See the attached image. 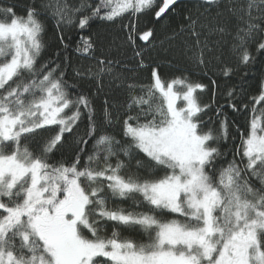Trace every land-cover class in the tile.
<instances>
[{
	"label": "snow or ice",
	"instance_id": "1",
	"mask_svg": "<svg viewBox=\"0 0 264 264\" xmlns=\"http://www.w3.org/2000/svg\"><path fill=\"white\" fill-rule=\"evenodd\" d=\"M178 2L27 0L20 14L0 0V264H264V79L251 98L243 79L250 47L264 54V0H193L157 45L138 19L157 9L160 21ZM126 17L122 41L80 36L71 51L93 63L73 65L64 29ZM48 20L59 44L44 59ZM165 41L191 64L170 80L171 60L152 55ZM225 48L238 63H223ZM213 63L229 78L246 70L219 98ZM140 69L149 84L128 75Z\"/></svg>",
	"mask_w": 264,
	"mask_h": 264
},
{
	"label": "trees",
	"instance_id": "2",
	"mask_svg": "<svg viewBox=\"0 0 264 264\" xmlns=\"http://www.w3.org/2000/svg\"><path fill=\"white\" fill-rule=\"evenodd\" d=\"M14 3L18 4L19 7L17 8L18 13H23V8L25 4L27 3V0H13ZM161 0H157V4H159ZM69 3L76 4L79 3V0H69ZM193 4V0H182L178 2V4L168 11L165 17H163L160 21H156L154 17V12L157 9H153L152 12H149L146 15L141 16L138 19V28L139 29H145V26L153 27L156 30V44L159 45V42L162 40H165V37L171 34L174 30H177L178 25L182 23V13L185 9L191 8ZM129 22L128 18H124L122 20H118L115 24H110L106 22L96 21L91 25V28L89 30H86L84 32L78 31L75 27H72L70 29H64L65 34V42L70 44V55L74 66L78 65H84L87 66L93 61L87 59L83 56H78L74 51H71V49H74L76 47V44L78 43L80 36H96L99 34L101 37L108 38L109 40L112 38H117L118 40H123L124 33L120 30V25L127 24ZM56 32L57 29L55 27V24L53 21L48 20L47 21V32L45 34V40L48 42V49L46 50L44 54V59H47L48 52L55 50L57 45L59 44L58 39L56 38ZM137 45L144 46L143 42H141L139 39L136 41ZM250 50L253 52L254 55L257 57V62L252 67L251 71L248 72L247 76H243V72L246 70H241L240 72L234 73L230 78L225 77L221 75L220 73V67L221 65L218 63H213L211 66V71H209L208 75L212 76L213 72H215V76H213L214 79H216V82L219 86L218 89V98L223 93H225L228 89L236 87L242 83L241 77L243 76L244 81L247 83V94L248 97H254L259 94V84L262 79H264V54L256 52L255 45H252L250 47ZM121 53L127 61H130L131 64L134 66L135 61L133 58V52L130 48L124 47L121 49ZM155 59H158L162 64H167L170 60L172 62V67H164L161 69V76L162 79L170 80L174 78L175 76H179L181 73L175 71L176 68H184V67H191V64L189 61L182 55L179 47H169L168 42L165 41V44L160 47L158 46L154 53L152 54ZM222 61L224 64H227L229 66H233L236 63H238L236 55H234L228 48H225L223 50L222 55ZM147 63V61H146ZM129 76L135 77V80L137 83L141 84H149L151 82L150 77V69H140L133 73H128ZM188 76H190L192 81H199L202 83L207 84L208 79L202 74L201 70L194 69L191 72L187 73ZM72 83H78L75 80H71ZM86 89H90L94 91V88H92L91 84L86 86ZM177 91H182V88L177 86ZM109 95H113L112 93H109ZM200 96V99L202 102H206L208 100V94H198ZM116 101L119 104H124L127 102V93L125 91H116L115 92ZM223 102V101H221ZM97 109L99 110L102 107L103 104V95L98 97L94 101ZM245 103H248V99L245 100ZM260 107V106H257ZM123 110V109H121ZM231 116V113H229ZM247 115V114H246ZM233 119H236L237 122L240 124L241 129L245 132L247 131L245 127L246 121L239 116L231 117ZM81 129L83 130V126H81ZM114 130V134H115ZM120 138L119 136L117 137ZM89 149H91V142L89 143ZM142 158V157H141ZM230 158V157H229ZM123 159V157H122ZM255 186L259 187L258 184ZM112 206H120L125 209L131 210V201H123V200H114L110 202ZM140 210V209H137ZM170 218V217H169ZM110 229L108 234L110 235ZM122 235L134 240H141L143 237L138 232L133 231H124L121 230Z\"/></svg>",
	"mask_w": 264,
	"mask_h": 264
},
{
	"label": "rangeland",
	"instance_id": "3",
	"mask_svg": "<svg viewBox=\"0 0 264 264\" xmlns=\"http://www.w3.org/2000/svg\"><path fill=\"white\" fill-rule=\"evenodd\" d=\"M183 104H184V102H183L182 100H179V101L177 102V106H178V107L183 106Z\"/></svg>",
	"mask_w": 264,
	"mask_h": 264
},
{
	"label": "water",
	"instance_id": "4",
	"mask_svg": "<svg viewBox=\"0 0 264 264\" xmlns=\"http://www.w3.org/2000/svg\"><path fill=\"white\" fill-rule=\"evenodd\" d=\"M182 1V0H179V2Z\"/></svg>",
	"mask_w": 264,
	"mask_h": 264
}]
</instances>
